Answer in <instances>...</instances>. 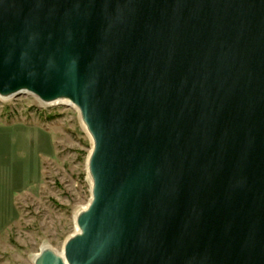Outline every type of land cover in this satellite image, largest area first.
<instances>
[{"label": "water", "instance_id": "obj_1", "mask_svg": "<svg viewBox=\"0 0 264 264\" xmlns=\"http://www.w3.org/2000/svg\"><path fill=\"white\" fill-rule=\"evenodd\" d=\"M77 107L91 200L34 264H264V0H0V96Z\"/></svg>", "mask_w": 264, "mask_h": 264}, {"label": "rangeland", "instance_id": "obj_2", "mask_svg": "<svg viewBox=\"0 0 264 264\" xmlns=\"http://www.w3.org/2000/svg\"><path fill=\"white\" fill-rule=\"evenodd\" d=\"M92 139L77 107L0 96V264L63 251L91 200Z\"/></svg>", "mask_w": 264, "mask_h": 264}, {"label": "bare ground", "instance_id": "obj_3", "mask_svg": "<svg viewBox=\"0 0 264 264\" xmlns=\"http://www.w3.org/2000/svg\"><path fill=\"white\" fill-rule=\"evenodd\" d=\"M87 206H85L84 208H86ZM84 208H82V209H84ZM81 209V210H82ZM78 231V227H77V225H76V232ZM60 254H62L63 253V251H61V252H59Z\"/></svg>", "mask_w": 264, "mask_h": 264}]
</instances>
